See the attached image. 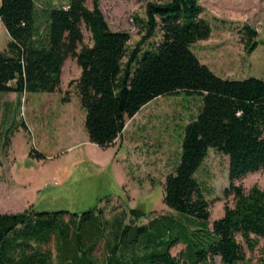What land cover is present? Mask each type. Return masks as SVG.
I'll return each instance as SVG.
<instances>
[{
  "label": "trees",
  "instance_id": "obj_1",
  "mask_svg": "<svg viewBox=\"0 0 264 264\" xmlns=\"http://www.w3.org/2000/svg\"><path fill=\"white\" fill-rule=\"evenodd\" d=\"M47 5L0 0V19L10 35L7 50H0V92H56L65 61L74 58L81 74L72 84L86 110L85 130L89 141L103 148L156 97L202 95L201 112L185 129L180 164L166 179L164 202L198 218L208 237L200 247L188 245L174 255L171 248L179 236L139 240L153 221L136 225L118 220L110 230L116 235L113 245L105 222L91 210L29 207L0 214V264H207L216 255L222 264H242L247 260L245 246L254 251L260 244L264 264V189L254 185L247 191L238 183L264 169V79H224L192 51V44L212 34L211 23L201 16L200 0L149 1L146 19L138 20L143 36L134 48L129 47L128 31L110 27L99 0L91 8L87 0ZM84 28L91 44L85 43ZM246 28L253 36L255 31ZM157 31L161 39L140 57L142 46ZM210 148L230 158L225 196H232L233 204H226L224 215L208 232L211 200L196 172ZM131 213L141 216L137 209ZM130 235L134 245L119 256L120 243ZM102 241L106 253L99 255Z\"/></svg>",
  "mask_w": 264,
  "mask_h": 264
},
{
  "label": "rangeland",
  "instance_id": "obj_2",
  "mask_svg": "<svg viewBox=\"0 0 264 264\" xmlns=\"http://www.w3.org/2000/svg\"><path fill=\"white\" fill-rule=\"evenodd\" d=\"M93 1L87 0V6L91 8ZM149 1L158 0H99L110 27L130 33V48L143 36L139 21L146 19ZM50 2L61 5L69 0H37L42 6ZM200 3L204 6L201 16L212 26L208 39L191 45L201 62L224 79H264V0ZM247 26L255 31L253 36L247 33ZM84 31L85 43L91 44V34ZM160 39L157 31L142 46L140 57ZM9 41L0 19L1 51ZM80 74L81 68L70 57L65 61L58 91L0 92V214L29 207L36 211L91 210L105 222L108 234L118 220L136 225L153 221L139 240L147 235L157 239L179 236L180 242L171 248L174 255L188 245L200 247L208 237L202 222L170 208L164 197L166 179L181 161L186 126L200 114L203 96L176 93L156 97L128 119L112 145L103 148L90 142L85 130L86 110L72 84ZM229 162L228 155L210 148L196 172L211 200L208 232L213 229V221L224 215L226 204H233V197L225 196L230 184ZM238 183L247 191L254 185L264 189V169ZM132 209L139 210L141 216L132 215ZM112 232L114 245L116 235ZM132 236L120 243L119 256L134 245L129 242ZM261 245L254 251L245 246L247 260L242 264H261ZM98 248L97 254L106 253L103 241ZM207 264H222L221 257L216 255Z\"/></svg>",
  "mask_w": 264,
  "mask_h": 264
},
{
  "label": "crops",
  "instance_id": "obj_3",
  "mask_svg": "<svg viewBox=\"0 0 264 264\" xmlns=\"http://www.w3.org/2000/svg\"><path fill=\"white\" fill-rule=\"evenodd\" d=\"M6 50H7V48L4 51H6ZM10 93H15V92H10Z\"/></svg>",
  "mask_w": 264,
  "mask_h": 264
}]
</instances>
